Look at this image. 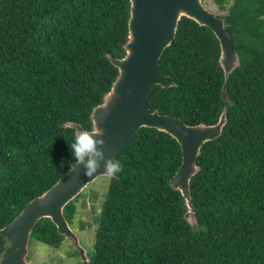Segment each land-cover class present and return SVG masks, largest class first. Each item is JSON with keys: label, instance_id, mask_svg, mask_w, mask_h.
<instances>
[{"label": "trees", "instance_id": "obj_1", "mask_svg": "<svg viewBox=\"0 0 264 264\" xmlns=\"http://www.w3.org/2000/svg\"><path fill=\"white\" fill-rule=\"evenodd\" d=\"M212 2L240 65L226 80L214 31L183 16L159 66L175 84L149 96L151 111L188 125L216 124L227 109L191 179L195 220L171 185L181 144L141 127L115 157L123 169L107 176L80 264H264V0ZM130 16L131 0H0V229L75 164L67 123L92 129L93 109L119 75L109 56L126 55ZM85 190L64 208L71 226ZM31 238L60 248L65 235L45 217Z\"/></svg>", "mask_w": 264, "mask_h": 264}, {"label": "water", "instance_id": "obj_2", "mask_svg": "<svg viewBox=\"0 0 264 264\" xmlns=\"http://www.w3.org/2000/svg\"><path fill=\"white\" fill-rule=\"evenodd\" d=\"M210 27L221 44L220 63L226 80L240 65V57L232 36L226 30L223 17L215 15L203 0H131L129 40L126 55L110 59L119 75L104 101L92 112V129L68 122L75 131L102 128L107 158L118 156L133 140L141 127H153L174 136L182 147V164L171 179V185L181 191L188 205L186 217L195 220V206L191 198V179L199 171L197 159L203 145L218 138L227 122L226 108L216 124L188 125L180 117L151 111L149 96L155 85H174L170 75L160 71V59L176 37L183 17ZM227 84H224V90ZM100 176H109L101 166L91 177L84 175L83 165L75 164L46 192L32 199L9 224L0 229V264H28L29 242L36 223L51 218L59 233L72 237L80 248L85 263L86 249L64 215L65 206ZM10 242L6 246V241Z\"/></svg>", "mask_w": 264, "mask_h": 264}, {"label": "rangeland", "instance_id": "obj_3", "mask_svg": "<svg viewBox=\"0 0 264 264\" xmlns=\"http://www.w3.org/2000/svg\"><path fill=\"white\" fill-rule=\"evenodd\" d=\"M205 4L211 11L217 14L222 13L212 0H206ZM108 180L107 176H100L88 185L85 188L86 190L84 189L85 194L77 202L78 212L74 225H70L78 235L80 245L86 249L87 254L94 244L95 232L98 227L97 217L101 211ZM79 250V246L72 237L65 236L60 248H52L31 238L27 261L28 264H80L84 260ZM77 251H79V254H77Z\"/></svg>", "mask_w": 264, "mask_h": 264}, {"label": "clouds", "instance_id": "obj_4", "mask_svg": "<svg viewBox=\"0 0 264 264\" xmlns=\"http://www.w3.org/2000/svg\"><path fill=\"white\" fill-rule=\"evenodd\" d=\"M104 144L105 139L102 128L93 131H77L73 141L69 143V150L74 158L75 166L83 165L85 176L95 175L101 166L109 176H114L122 171L123 165L119 159L106 157Z\"/></svg>", "mask_w": 264, "mask_h": 264}, {"label": "flooded vegetation", "instance_id": "obj_5", "mask_svg": "<svg viewBox=\"0 0 264 264\" xmlns=\"http://www.w3.org/2000/svg\"><path fill=\"white\" fill-rule=\"evenodd\" d=\"M10 245V242L7 240L6 241V246H9ZM2 257H0V261H1Z\"/></svg>", "mask_w": 264, "mask_h": 264}]
</instances>
